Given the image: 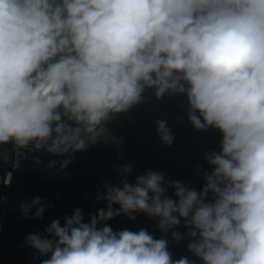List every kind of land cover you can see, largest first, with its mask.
<instances>
[{
  "label": "clouds",
  "instance_id": "obj_1",
  "mask_svg": "<svg viewBox=\"0 0 264 264\" xmlns=\"http://www.w3.org/2000/svg\"><path fill=\"white\" fill-rule=\"evenodd\" d=\"M146 89L185 95L193 127L222 134L202 189L152 170L129 183L127 165L119 186L98 190L106 208L87 222L77 208L26 244L50 254L41 264H194L173 260L166 238L106 223L144 213L177 242L183 220L202 264H264V0H0V148L12 145L0 157L14 154L15 168L23 150L64 156L66 168ZM157 131L173 143L166 121ZM33 207L41 218L40 197L23 216Z\"/></svg>",
  "mask_w": 264,
  "mask_h": 264
},
{
  "label": "water",
  "instance_id": "obj_2",
  "mask_svg": "<svg viewBox=\"0 0 264 264\" xmlns=\"http://www.w3.org/2000/svg\"><path fill=\"white\" fill-rule=\"evenodd\" d=\"M188 100L182 94H165L157 99L154 89H146L140 103L127 112L117 113L103 124L106 132L99 141L86 150L74 153L72 162L64 169L60 162L66 157L47 154L44 151L23 150L27 159L21 161V170H12L10 185L0 225V264H41L49 256H39L26 244V237L32 233L46 235L45 228L55 219L71 216L80 208L85 222L98 209L106 208L103 195L104 185H120L119 169L131 165L129 183L152 170L162 173L168 181H180L198 192L205 184L203 172H211L205 153L220 152L222 134L209 127L197 130L188 119ZM199 115V113H197ZM164 120L171 131L173 143L162 142L157 122ZM34 158L39 159V163ZM57 161L49 168L50 161ZM200 169V171H198ZM175 199L174 190L167 193ZM40 197L45 207L44 215L34 218L35 207L25 218L20 205ZM211 193L209 200H211ZM113 205V208H118ZM135 219L121 214L107 221L114 232L127 229L137 232L146 229L155 239H168V251L173 260L187 257L194 264H202L188 250L190 242L181 220L173 229L184 235L177 242L168 233L162 232L158 221L144 213H135ZM103 225H98L102 227Z\"/></svg>",
  "mask_w": 264,
  "mask_h": 264
},
{
  "label": "built area",
  "instance_id": "obj_3",
  "mask_svg": "<svg viewBox=\"0 0 264 264\" xmlns=\"http://www.w3.org/2000/svg\"><path fill=\"white\" fill-rule=\"evenodd\" d=\"M7 149L9 153H11L12 145L8 144L0 148V151ZM21 165V164H20ZM21 170V168L14 167V154L9 156V159L5 160L0 157V225L3 216L4 206L9 205L6 203L8 189H9V181L11 180L12 170Z\"/></svg>",
  "mask_w": 264,
  "mask_h": 264
}]
</instances>
